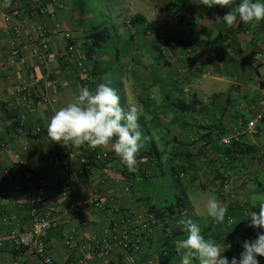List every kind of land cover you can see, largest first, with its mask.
<instances>
[{
    "label": "crops",
    "instance_id": "0c3cea01",
    "mask_svg": "<svg viewBox=\"0 0 264 264\" xmlns=\"http://www.w3.org/2000/svg\"><path fill=\"white\" fill-rule=\"evenodd\" d=\"M58 2L60 7L44 0V12L39 14L32 0H11V6L0 0V140L7 146L0 153V169L9 173L5 183L0 179V216L12 217L14 224L29 230L26 181L21 172L25 169L52 180L62 177V163L67 162L74 176L73 199L63 201L54 186L48 190L47 209L53 212L48 252L53 264H117V247L103 255L88 247H103L104 238L119 221L129 224L118 226L119 232L134 229L152 207L172 205L181 189L186 193L187 210L153 228L132 264H155L161 249L168 252L167 264H181L183 252L176 245L187 236L180 221L188 219L199 225L206 238L228 248L223 255L229 260L239 258L243 241L255 239L260 231L249 227L251 221L242 218L240 209L258 213L264 203V20L250 24L237 20L228 27L221 18L229 8H207L199 0ZM240 2L234 0L233 8ZM5 16L11 18L9 23ZM16 25L18 34L13 37L11 28ZM103 25L113 36V56L100 55L87 37L91 29ZM39 26L46 29L54 51L67 45L63 32L73 36L75 54L69 66L42 64L32 57ZM12 39L27 68L17 64L8 44ZM78 62L84 63L85 74L77 68ZM49 80L55 82L52 87L46 85ZM23 82L36 100L45 99L42 107L29 111L12 95ZM101 83L117 91L126 110L130 105L139 109L143 147L134 173L111 146L65 147L47 135V124L59 108L73 102L80 88L94 91ZM257 116L261 117L257 134L244 139L239 166L215 168L222 149L218 141L205 145L200 128H213L223 138L234 125ZM146 150L157 157L148 166L139 159ZM94 151L107 153V160L94 162ZM17 161L24 163V169ZM145 168L149 172L143 176ZM170 168H185L179 183ZM225 174L233 180L235 202L219 200ZM211 198L228 209L223 223L217 224L207 214ZM73 208L79 209L76 216H72ZM229 216L235 219V227L228 225ZM9 232L10 226L0 217V264H41L15 247ZM69 240L80 247L71 248ZM257 259L264 264V257ZM191 264L199 261L192 258Z\"/></svg>",
    "mask_w": 264,
    "mask_h": 264
},
{
    "label": "built area",
    "instance_id": "2783aa9c",
    "mask_svg": "<svg viewBox=\"0 0 264 264\" xmlns=\"http://www.w3.org/2000/svg\"><path fill=\"white\" fill-rule=\"evenodd\" d=\"M43 1L44 0H32L34 12L39 14L44 12V10L41 9L44 5ZM50 2H52V4L58 3V6L60 7L58 0H50ZM4 21L5 23H9L11 18L9 16H5ZM37 31L39 33L38 37L35 38L37 47L31 52L32 57L37 62L47 65L61 62L62 64L69 66L74 61L73 58L75 54L76 40L70 33L63 32V38L67 42L66 47L61 51H54L50 47V40L46 29L39 26ZM11 32L13 37H16L18 34V26H13L11 28ZM8 44L13 51L17 64L22 68H27L26 59L22 56V54H20L19 49L16 48L14 40L12 39ZM76 66L83 74L86 73V68L82 62H78ZM54 83L55 82L53 80H49L46 85L47 87H52ZM12 95L17 97L21 106H24L29 111L42 107L46 102L44 98L36 100L33 93L29 90L28 85L26 86V83L24 82L15 89ZM240 107L244 108L245 105L241 104ZM260 120L261 117L257 116L245 123L234 125L231 128L230 135L223 137L218 141L219 147L222 149V155L215 162L216 168H223V166L236 168V166H239V156L242 148L244 147V139L257 134ZM36 131L40 132L41 130L37 129ZM6 148V143L0 140V153L5 151ZM227 152L230 153V155H228ZM107 158V153L97 151L93 152V160L96 163L104 162ZM17 164L19 167L24 169V163L22 161H17ZM62 164L65 167L61 172L62 177H54L52 180L38 176L25 169L21 172L24 180L26 181L25 204L30 215L29 230H26V228L21 226L19 223L14 224L12 217L7 215L0 216L1 222H3L6 226H10L9 237L15 247L22 249L23 254L25 255L40 259L41 264H53V259L48 252L53 215L52 210L47 209V205L50 200L48 190L50 186L56 187V189L60 190V195L63 201H71L74 197L75 189L73 186V172L70 168H66L68 165L67 162H63ZM1 177L2 183H5V179L9 177L8 170L0 169V179ZM225 178V182L218 189L219 200L228 199L229 202H235L236 193L233 191V180L229 176L227 177L226 174ZM128 188V183H125L123 189L127 191ZM93 201L95 202L96 207L100 208L96 197L93 198ZM239 207H241V205H239ZM72 213V216H76L79 213V209L73 208ZM240 213L245 221L250 220L248 219V214L251 213L250 210L242 207L240 209ZM229 217L232 218V222L229 223L227 217L228 225L235 227V219L232 216ZM120 225L127 227L129 224L128 221L122 220L116 223L117 227ZM157 225V216L148 211L141 217L134 229H126L125 231L119 232L117 227L111 228L109 236H106L103 240V247L99 248L98 245L94 244L88 248L93 249V252L96 254L103 255L109 252V250L112 249V246H115L118 248L117 264H132L135 254L141 250V243L147 240V235ZM67 244H69L71 248L80 247L79 244L73 242L72 240H69ZM0 246H2L1 239ZM165 255L166 252H162V254L160 253L155 260V264H165Z\"/></svg>",
    "mask_w": 264,
    "mask_h": 264
},
{
    "label": "clouds",
    "instance_id": "9594fccd",
    "mask_svg": "<svg viewBox=\"0 0 264 264\" xmlns=\"http://www.w3.org/2000/svg\"><path fill=\"white\" fill-rule=\"evenodd\" d=\"M207 8L220 6L229 8L221 19L228 27L237 20L245 24L264 20V2L262 0H241L234 6V0H199ZM5 6H11V0H5ZM202 38V37H201ZM47 135L52 142L67 147L80 148L87 144L91 149L111 146L129 172L138 171V154L143 147V134L140 131L139 109L130 105L127 110L121 106L117 91L106 83L99 84L94 91L87 87L78 90L73 102L59 108L47 124ZM259 212L248 214L249 227L259 229L256 238L242 243L243 251L239 258L231 260L223 253V248L213 238H206L198 224L192 220H181L187 236L177 241V251L183 252L181 264H191L195 258L199 264H259L257 257H264V203H260ZM207 214L217 223H223L228 209L221 201L211 198L207 202ZM228 222L232 218L228 217Z\"/></svg>",
    "mask_w": 264,
    "mask_h": 264
},
{
    "label": "trees",
    "instance_id": "16d2710c",
    "mask_svg": "<svg viewBox=\"0 0 264 264\" xmlns=\"http://www.w3.org/2000/svg\"><path fill=\"white\" fill-rule=\"evenodd\" d=\"M41 9L44 10V5ZM87 37L91 39V46L94 48V50L96 48H97V50H99L100 55L106 54L105 48L102 47L103 43L110 42L111 40H113V36H112L111 32L104 25L91 29L90 32L88 33ZM88 52H90V51H88ZM212 129L213 128H206V127L200 128V130L203 133L201 135V138H202V140H204L205 145L211 144V143L219 141L221 139V136L218 135V133L213 132ZM40 132H37V133L39 134ZM150 154H151L150 151L146 150L145 152H143L139 156V159L144 160V162H143L144 166H148L150 163H153V161L155 159H157L156 154H154V155L153 154L150 155ZM227 154L230 155V153H228V152H227ZM144 171H143V174H141V175H143V176L148 175V172H149L148 168H145ZM183 171H185V168H170L171 176L176 183H179V181L184 176ZM187 208H188V203L186 202V193L184 190L181 189L180 191H178V193L175 194V202L172 205H169V206H167V208H163V209L152 207L148 211L154 213L157 216L158 225H160L161 223L166 222V220L169 219V217H173L176 214H179V213L186 211ZM168 241H170V238H168L165 245L168 244ZM162 252H166V255H165V259H166L165 262L166 263L165 264H167L168 252L165 249H161L159 251V254L160 253L162 254Z\"/></svg>",
    "mask_w": 264,
    "mask_h": 264
},
{
    "label": "rangeland",
    "instance_id": "374dc122",
    "mask_svg": "<svg viewBox=\"0 0 264 264\" xmlns=\"http://www.w3.org/2000/svg\"><path fill=\"white\" fill-rule=\"evenodd\" d=\"M102 47L105 48L106 55L113 56V52H114V41L113 40H111L110 42L103 43ZM215 168H216V164H215ZM170 197H171L170 194H168V196L167 195L165 196V199H167L168 201Z\"/></svg>",
    "mask_w": 264,
    "mask_h": 264
}]
</instances>
